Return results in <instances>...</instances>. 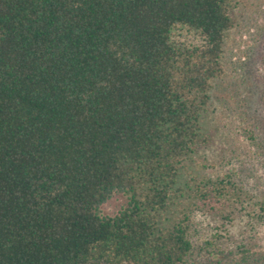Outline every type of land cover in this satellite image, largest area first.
<instances>
[{
	"label": "trees",
	"instance_id": "1",
	"mask_svg": "<svg viewBox=\"0 0 264 264\" xmlns=\"http://www.w3.org/2000/svg\"><path fill=\"white\" fill-rule=\"evenodd\" d=\"M241 2L0 0V264H264L194 243L199 213L220 238L264 220L194 169Z\"/></svg>",
	"mask_w": 264,
	"mask_h": 264
},
{
	"label": "rangeland",
	"instance_id": "2",
	"mask_svg": "<svg viewBox=\"0 0 264 264\" xmlns=\"http://www.w3.org/2000/svg\"><path fill=\"white\" fill-rule=\"evenodd\" d=\"M236 23L226 42L224 76L215 82L203 115L204 131L210 140L200 146L194 169L214 178L230 177L260 201L264 199V0H242ZM184 40L192 42L194 37L186 36ZM127 203L126 196H116L101 212L115 216ZM195 217L197 250L206 241L213 240L227 251L251 240L259 244L256 250L264 251V220L252 230L246 226L249 218L238 219L230 227L234 238L224 233L220 238L215 235L220 217L202 213ZM207 258V254L200 253L201 261L207 263ZM212 258L209 260L213 262Z\"/></svg>",
	"mask_w": 264,
	"mask_h": 264
}]
</instances>
